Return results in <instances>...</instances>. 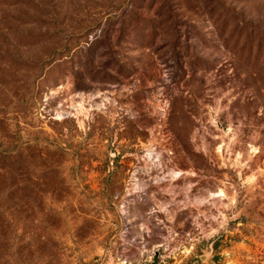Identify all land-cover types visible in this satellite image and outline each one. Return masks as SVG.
I'll list each match as a JSON object with an SVG mask.
<instances>
[{
  "label": "rangeland",
  "instance_id": "obj_1",
  "mask_svg": "<svg viewBox=\"0 0 264 264\" xmlns=\"http://www.w3.org/2000/svg\"><path fill=\"white\" fill-rule=\"evenodd\" d=\"M0 153V264H264V0H0Z\"/></svg>",
  "mask_w": 264,
  "mask_h": 264
},
{
  "label": "trees",
  "instance_id": "obj_2",
  "mask_svg": "<svg viewBox=\"0 0 264 264\" xmlns=\"http://www.w3.org/2000/svg\"><path fill=\"white\" fill-rule=\"evenodd\" d=\"M15 158L8 156V153H0V178L2 175L12 176V169Z\"/></svg>",
  "mask_w": 264,
  "mask_h": 264
},
{
  "label": "water",
  "instance_id": "obj_3",
  "mask_svg": "<svg viewBox=\"0 0 264 264\" xmlns=\"http://www.w3.org/2000/svg\"><path fill=\"white\" fill-rule=\"evenodd\" d=\"M201 259L206 260V256L205 255L201 256Z\"/></svg>",
  "mask_w": 264,
  "mask_h": 264
}]
</instances>
